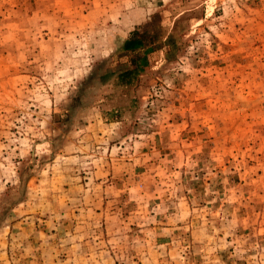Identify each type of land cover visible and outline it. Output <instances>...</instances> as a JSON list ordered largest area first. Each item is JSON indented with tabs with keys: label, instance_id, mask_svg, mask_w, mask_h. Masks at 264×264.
<instances>
[{
	"label": "rangeland",
	"instance_id": "obj_1",
	"mask_svg": "<svg viewBox=\"0 0 264 264\" xmlns=\"http://www.w3.org/2000/svg\"><path fill=\"white\" fill-rule=\"evenodd\" d=\"M0 264H264V0H0Z\"/></svg>",
	"mask_w": 264,
	"mask_h": 264
},
{
	"label": "trees",
	"instance_id": "obj_2",
	"mask_svg": "<svg viewBox=\"0 0 264 264\" xmlns=\"http://www.w3.org/2000/svg\"><path fill=\"white\" fill-rule=\"evenodd\" d=\"M161 32L158 14L151 15L147 22L129 32L118 48L128 60L127 67L117 72V82L129 85L144 71L148 65L147 55L161 47ZM115 71L108 70L106 73L111 76Z\"/></svg>",
	"mask_w": 264,
	"mask_h": 264
}]
</instances>
